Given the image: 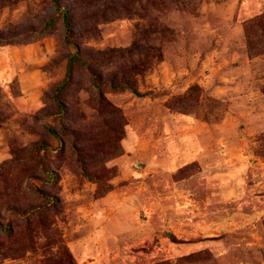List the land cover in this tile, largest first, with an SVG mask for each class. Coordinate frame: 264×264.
Segmentation results:
<instances>
[{"label": "rangeland", "instance_id": "1", "mask_svg": "<svg viewBox=\"0 0 264 264\" xmlns=\"http://www.w3.org/2000/svg\"><path fill=\"white\" fill-rule=\"evenodd\" d=\"M1 35L0 264H264V0H0Z\"/></svg>", "mask_w": 264, "mask_h": 264}, {"label": "trees", "instance_id": "2", "mask_svg": "<svg viewBox=\"0 0 264 264\" xmlns=\"http://www.w3.org/2000/svg\"><path fill=\"white\" fill-rule=\"evenodd\" d=\"M65 25L67 26V27H70V23H69V20H68V18L65 16ZM8 38L7 37H3L2 35L0 36V40H7ZM76 58H78V57H70L69 59H68V62H67V66H66V73H65V76H64V78H63V83L65 82L66 83V81L68 80V78L71 76V74H72V70H73V66H74V60H76ZM171 236V235H170Z\"/></svg>", "mask_w": 264, "mask_h": 264}]
</instances>
